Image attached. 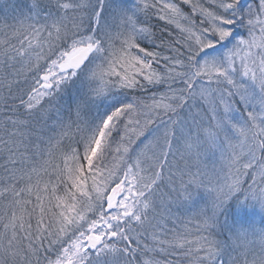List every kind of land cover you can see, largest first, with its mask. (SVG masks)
<instances>
[{"label":"snow or ice","instance_id":"6c2138e0","mask_svg":"<svg viewBox=\"0 0 264 264\" xmlns=\"http://www.w3.org/2000/svg\"><path fill=\"white\" fill-rule=\"evenodd\" d=\"M0 264H264V0H0Z\"/></svg>","mask_w":264,"mask_h":264},{"label":"trees","instance_id":"16d2710c","mask_svg":"<svg viewBox=\"0 0 264 264\" xmlns=\"http://www.w3.org/2000/svg\"><path fill=\"white\" fill-rule=\"evenodd\" d=\"M154 23H155V21H153ZM258 219H260L259 217H258ZM257 225L259 226V223H257Z\"/></svg>","mask_w":264,"mask_h":264},{"label":"rangeland","instance_id":"374dc122","mask_svg":"<svg viewBox=\"0 0 264 264\" xmlns=\"http://www.w3.org/2000/svg\"><path fill=\"white\" fill-rule=\"evenodd\" d=\"M257 223H259V219H258V217H257Z\"/></svg>","mask_w":264,"mask_h":264}]
</instances>
